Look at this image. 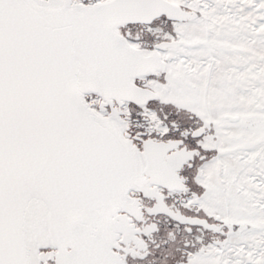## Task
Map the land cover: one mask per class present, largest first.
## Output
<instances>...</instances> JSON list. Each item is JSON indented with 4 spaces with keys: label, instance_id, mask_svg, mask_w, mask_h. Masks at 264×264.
<instances>
[{
    "label": "snow or ice",
    "instance_id": "obj_1",
    "mask_svg": "<svg viewBox=\"0 0 264 264\" xmlns=\"http://www.w3.org/2000/svg\"><path fill=\"white\" fill-rule=\"evenodd\" d=\"M0 264H264V0H0Z\"/></svg>",
    "mask_w": 264,
    "mask_h": 264
}]
</instances>
